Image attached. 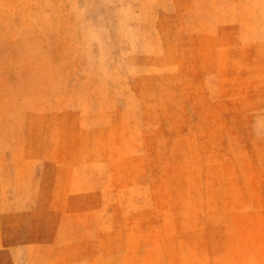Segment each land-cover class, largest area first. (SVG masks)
<instances>
[{"label": "rangeland", "instance_id": "obj_1", "mask_svg": "<svg viewBox=\"0 0 264 264\" xmlns=\"http://www.w3.org/2000/svg\"><path fill=\"white\" fill-rule=\"evenodd\" d=\"M0 264H264V0H0Z\"/></svg>", "mask_w": 264, "mask_h": 264}]
</instances>
